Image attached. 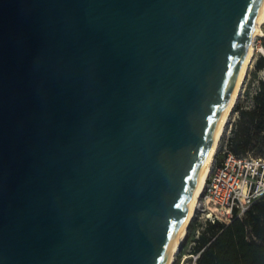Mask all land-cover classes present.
Listing matches in <instances>:
<instances>
[{
  "label": "water",
  "instance_id": "obj_1",
  "mask_svg": "<svg viewBox=\"0 0 264 264\" xmlns=\"http://www.w3.org/2000/svg\"><path fill=\"white\" fill-rule=\"evenodd\" d=\"M264 0H0V264H167Z\"/></svg>",
  "mask_w": 264,
  "mask_h": 264
},
{
  "label": "trees",
  "instance_id": "obj_2",
  "mask_svg": "<svg viewBox=\"0 0 264 264\" xmlns=\"http://www.w3.org/2000/svg\"><path fill=\"white\" fill-rule=\"evenodd\" d=\"M253 77L264 69V55L254 63ZM249 97V89H245ZM249 105L237 101L233 110L237 119L228 138L229 149L236 154L264 155V79H258ZM191 220L187 239L194 242L190 254L199 253L195 264H264V197L255 201L239 217L236 213L228 221H206L198 236ZM177 264V263H176Z\"/></svg>",
  "mask_w": 264,
  "mask_h": 264
},
{
  "label": "built area",
  "instance_id": "obj_3",
  "mask_svg": "<svg viewBox=\"0 0 264 264\" xmlns=\"http://www.w3.org/2000/svg\"><path fill=\"white\" fill-rule=\"evenodd\" d=\"M255 50L264 55V23L254 37ZM264 79V77H261ZM237 115L238 113L234 111ZM222 133L214 155L210 173L206 179L200 202L194 216L199 218L194 230L198 236L201 224L210 221H228L234 213L241 216L252 203L264 197V156L251 153L236 154L229 149L228 138L235 122ZM194 243L193 241L191 242ZM195 264L199 253L190 254Z\"/></svg>",
  "mask_w": 264,
  "mask_h": 264
},
{
  "label": "bare ground",
  "instance_id": "obj_4",
  "mask_svg": "<svg viewBox=\"0 0 264 264\" xmlns=\"http://www.w3.org/2000/svg\"><path fill=\"white\" fill-rule=\"evenodd\" d=\"M264 23V5H262L257 17H256V21H255V29L253 31V40L255 35L260 31V25ZM251 41L248 49H247V53L246 56L244 58L238 79L236 81V84L234 86V89L230 95V98L227 102V105L224 109V112L222 114V117L220 119L217 131L215 133V136L213 138V141L211 143L210 149L208 151L207 157L205 159L204 165L202 167L197 185L195 187V190L193 192V195L190 199L189 202V206L185 215V218L183 220L182 226L180 228V231L178 233L175 245L171 251V254L169 256V260L167 262V264H173L176 258V254L178 253L179 249L182 246L183 240L187 234L188 231V225L190 224L193 216L195 215L197 206L200 202V198L201 195L203 193L204 190V186H205V182L206 179L210 173L211 167H212V162L214 159V154L216 152L217 149V145H218V141L219 138L222 134V132L225 129V125L228 122L230 116H231V112L233 110V107L238 99V97L240 96V93L242 91V87H243V83L245 81L246 75H247V71L248 68L250 67V63L252 61L253 55H254V41ZM185 257L187 258V255H185ZM185 258V259H186Z\"/></svg>",
  "mask_w": 264,
  "mask_h": 264
},
{
  "label": "rangeland",
  "instance_id": "obj_5",
  "mask_svg": "<svg viewBox=\"0 0 264 264\" xmlns=\"http://www.w3.org/2000/svg\"><path fill=\"white\" fill-rule=\"evenodd\" d=\"M262 42H264V41H262ZM254 48H255V46H254ZM259 55H262L260 50L259 49H257V50L254 49V55H253L252 61L250 63V67L248 68V71H247L248 73H247L245 81L243 83L242 91L240 93V96L237 99V101H239L242 105H249V103L251 101L250 100V96L252 95V93L255 92V89H256L257 84H258V79H261V77H264V69L258 70L255 77H253V74H252V72L255 70V67H254L255 60L257 59V57ZM246 88L249 89V97H246V94H245V89ZM237 116H238V114L236 115L234 110H232L231 116L229 118V121H231L233 117H235V119H237ZM229 121H228V123L226 125V129L229 126ZM222 133H224V135H225V132H222ZM262 156H264V155H262ZM192 220H195L196 223L199 222V218L197 216H193ZM190 240L191 239H187V234H186V236H185V238L183 240L182 246L179 249L178 253L176 254V258H175V261H174L173 264H176V263L177 264H192V258L190 257L191 255L189 253V249H190V247L192 245ZM185 255H187V258L185 257Z\"/></svg>",
  "mask_w": 264,
  "mask_h": 264
}]
</instances>
